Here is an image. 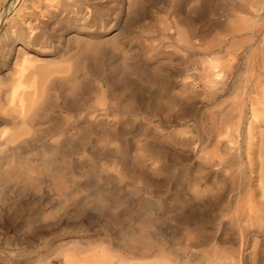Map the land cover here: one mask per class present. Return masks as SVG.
I'll use <instances>...</instances> for the list:
<instances>
[{
  "label": "rangeland",
  "instance_id": "374dc122",
  "mask_svg": "<svg viewBox=\"0 0 264 264\" xmlns=\"http://www.w3.org/2000/svg\"><path fill=\"white\" fill-rule=\"evenodd\" d=\"M4 18L0 135L28 139L0 154V264H264V0H17ZM22 94L30 124L9 117Z\"/></svg>",
  "mask_w": 264,
  "mask_h": 264
},
{
  "label": "bare ground",
  "instance_id": "6f19581e",
  "mask_svg": "<svg viewBox=\"0 0 264 264\" xmlns=\"http://www.w3.org/2000/svg\"><path fill=\"white\" fill-rule=\"evenodd\" d=\"M16 1L17 0H7V2H6V4H5V10H4V12H3V14H1L0 15V27H1V25L4 23V21H5V18H4V14L9 10V9H11L14 5H15V3H16ZM262 65H264V64H262ZM213 69H209L208 68V71L206 72V77H208L210 80V82H213V83H217L218 82V79H217V77H219L220 76V74H219V72L217 73V72H215L214 73V71H212ZM61 79V78H60ZM258 83H260V82H258ZM19 85H21V84H19ZM24 85V84H23ZM26 85V84H25ZM22 86V85H21ZM20 86V87H21ZM29 87V86H28ZM15 88V87H14ZM17 88H19V86L17 87ZM21 89V88H20ZM15 90H16V88H15ZM15 90H14V93H12L11 95L10 94H8V95H10L11 96V98H10V102L9 103H11V105L13 104V103H15L16 104V102H15V97H16V93H15ZM11 92H12V90H10ZM9 91V92H10ZM20 91V90H19ZM6 92V91H5ZM16 92H18L17 90H16ZM17 94H19V93H17ZM4 95V94H3ZM34 95H36L35 93H34ZM5 97H6V95H5ZM8 97V96H7ZM24 96H23V94H22V96H20V99H19V103H20V107H21V111L17 114V112H16V115H13V114H11L10 113V111H7L8 113H10V116L9 117H11V119L14 121V123L16 122V120H17V123H24V124H27V123H31V117L29 118L28 116V118L27 119H25V115H27V114H25L24 115V113H26V112H28V111H26L25 112V110H27V108H28V106H27V108L25 107L26 106V104L27 103H25V99L23 98ZM17 98H18V95H17ZM44 98V97H43ZM1 99V98H0ZM33 99H34V97H33ZM1 100H3V99H1ZM0 100V101H1ZM17 100V99H16ZM5 101H6V99H5ZM5 101H3V102H5ZM34 101V100H33ZM2 102V101H1ZM31 102V101H30ZM32 103V102H31ZM35 103V102H34ZM5 104V103H4ZM6 105V104H5ZM36 105V104H35ZM10 106V105H9ZM15 106V105H14ZM16 106H17V104H16ZM8 107V106H7ZM11 107V106H10ZM13 107V106H12ZM18 107V106H17ZM2 108H4V107H2ZM15 108V107H14ZM26 108V109H25ZM16 109V108H15ZM9 110V109H8ZM19 110V109H18ZM15 111V110H14ZM34 111H37V110H34ZM29 114V113H28ZM9 114H7V116H8ZM31 116V115H30ZM2 117V116H1ZM3 119V118H2ZM1 119V120H2ZM34 119V118H33ZM6 120V119H5ZM7 120H8V118H7ZM254 123V122H253ZM25 126V125H24ZM5 130V129H4ZM3 130V131H4ZM11 131H13V130H11ZM14 132H15V134L16 133H19V132H17V131H15L14 130ZM20 134V133H19ZM12 135H14V134H12V133H10V132H3V133H1V135H0V154H2L3 155V153L5 152V149L7 148V147H9L10 145V147H11V153L9 154V156H7L6 155V152H5V155L4 156H6V157H4L3 156V158H5L6 160H7V162L9 163V162H11V161H15V157L17 156V153H18V150L21 148V146H22V144L26 141L25 139H28V138H20V137H18V138H20V139H18L17 137H16V135H14L16 138H14V136H12ZM23 134H21V136H22ZM24 136V135H23ZM30 139V138H29ZM29 142V141H28ZM10 150H8L9 152H10ZM1 158V157H0ZM3 158H1V159H3ZM4 159V160H5ZM25 163V162H24ZM247 178V177H246ZM5 184V183H4ZM262 187H264V186H262ZM262 189H264V188H262ZM250 202V201H249ZM252 202V201H251ZM241 205H243V204H241ZM253 205V204H252ZM254 206V205H253ZM253 206H251V205H246L245 207H243V209H242V212H243V214H244V219H245V221L246 222H249V221H253L255 218H257V217H261L260 216V214H259V211L258 210H256ZM238 220V219H237ZM244 221V220H243ZM238 223V222H237ZM245 224V223H244ZM246 225H247V223H246ZM249 225V224H248ZM239 226H241V224L239 225ZM241 232H242V230H241ZM241 234V233H240ZM242 243H244V242H242ZM241 243V244H242ZM245 246V245H244ZM240 249H242V248H240ZM165 255V253H162V255ZM171 254V253H170ZM155 255V254H154ZM159 255V254H158ZM161 255V256H162ZM157 256V255H156ZM160 255H159V257H161ZM186 256V255H185ZM121 257H123V256H121ZM222 257V256H221ZM241 257L242 256H240V261H241ZM125 258V257H124ZM186 258V257H185ZM217 258V257H216ZM235 259V258H234ZM124 260V259H123ZM128 260V259H127ZM243 260V259H242ZM101 261H103L102 259H101ZM105 261V260H104ZM208 262V261H207ZM215 262V261H214ZM157 263H158V261H157ZM194 263V262H193ZM156 264V263H155ZM161 264V263H160ZM163 264H167V263H164L163 262ZM242 264V263H241Z\"/></svg>",
  "mask_w": 264,
  "mask_h": 264
},
{
  "label": "water",
  "instance_id": "95a60500",
  "mask_svg": "<svg viewBox=\"0 0 264 264\" xmlns=\"http://www.w3.org/2000/svg\"><path fill=\"white\" fill-rule=\"evenodd\" d=\"M2 26V25H1Z\"/></svg>",
  "mask_w": 264,
  "mask_h": 264
}]
</instances>
